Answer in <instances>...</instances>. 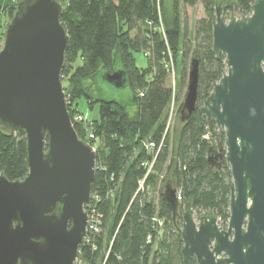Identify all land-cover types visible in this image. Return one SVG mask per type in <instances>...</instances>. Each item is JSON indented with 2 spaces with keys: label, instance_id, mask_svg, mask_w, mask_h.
Returning <instances> with one entry per match:
<instances>
[{
  "label": "water",
  "instance_id": "water-1",
  "mask_svg": "<svg viewBox=\"0 0 264 264\" xmlns=\"http://www.w3.org/2000/svg\"><path fill=\"white\" fill-rule=\"evenodd\" d=\"M234 0H210L212 52L224 73L197 105L199 62L188 69L181 124L198 108L224 133L207 151V164L230 169L229 219L220 226L211 211L194 217L180 210L168 178L158 195L180 234L182 264H264V0L250 14L228 18ZM59 0H22L3 34L0 50V132L24 140L27 174L10 181L0 173V264H74L88 225L96 151L72 125L61 72L69 35ZM92 102L135 107L129 75L114 54L111 72L89 78ZM181 222L176 225L178 215Z\"/></svg>",
  "mask_w": 264,
  "mask_h": 264
},
{
  "label": "trees",
  "instance_id": "trees-1",
  "mask_svg": "<svg viewBox=\"0 0 264 264\" xmlns=\"http://www.w3.org/2000/svg\"><path fill=\"white\" fill-rule=\"evenodd\" d=\"M21 1L0 0V18H12ZM66 1L61 21L69 35V46L61 79L67 78L68 86L63 90L74 130L79 139L95 147L91 196L99 197L101 203H97L96 209L102 215V233L95 240L96 250L82 246L79 257L88 264H182V241L173 226L171 210L159 196L151 199L136 191L138 181L145 175L141 164L151 158L143 144L152 142L154 152L160 147L152 171L164 172L162 183L168 178L173 181L181 194L180 210L190 202L196 212L212 211L223 227L227 225L230 169L225 165L216 170L207 164L208 148L222 142L224 133L204 118L198 108L186 123L178 120L171 143L165 126L171 102L180 101L181 108L193 59L199 62L197 105L207 98L212 84L224 73L223 56L217 58L211 49L214 9L210 0ZM199 1L203 2L206 16L191 27L180 10L182 6L192 8ZM254 1L234 0L223 8V14L247 16ZM179 46L182 64L175 84L173 62ZM117 50L137 97L133 116L126 108L94 103L85 96L92 91V75L101 68L111 72ZM136 53L145 58L146 69L133 65ZM77 60L80 63L75 65ZM79 99L98 105L97 123L86 127L74 120ZM86 128L100 139L99 144L86 139ZM0 173L10 181L22 180L27 174L25 141L2 132ZM152 177L149 174L145 181L148 183ZM155 218L164 221V231L158 238ZM153 236L149 241L148 237Z\"/></svg>",
  "mask_w": 264,
  "mask_h": 264
},
{
  "label": "rangeland",
  "instance_id": "rangeland-1",
  "mask_svg": "<svg viewBox=\"0 0 264 264\" xmlns=\"http://www.w3.org/2000/svg\"><path fill=\"white\" fill-rule=\"evenodd\" d=\"M64 10L67 7V1L66 0H61ZM180 12L182 13V18L183 20H185L189 26H193V24L198 21L199 19H202L206 16L204 7H203V2L199 1L194 7H183L181 8ZM224 16L226 18H228L229 13H224ZM11 18L10 16H6V17H1L0 18V50L2 49V44H3V34L4 31L7 27V25L9 24ZM177 51V57L175 59L174 66H175V84L177 83L178 80V72L180 70L181 64H182V59H181V54H182V48L179 46ZM134 60L133 61V65H136L137 68L139 69H146L147 67V63L145 58L142 56L141 53H136L134 54ZM80 61L77 60V62L75 63V65L79 64ZM189 66V62L187 67ZM62 86L67 87V78L66 77H62ZM174 84V79H173V75L171 73V85L173 86ZM187 84V83H186ZM186 91V87L184 89L185 93ZM183 97H181L182 100ZM179 104L180 101H172L170 106H169V110H168V115H167V119H166V129H168V133H169V141L170 143L173 142V136H174V132L177 130V123H178V112H179ZM76 114H74V119L75 118H79L81 119V122H83L84 125H87V127L91 124L97 123L99 121V107L98 105H89L87 101H85L84 99H79L76 101ZM126 109L129 111L130 115H134V107L128 106L126 107ZM97 143H100V139L97 138ZM98 143V144H99ZM147 143V142H144ZM218 143H212V146H217ZM95 145V144H94ZM144 146V145H143ZM142 166V164H141ZM144 168V167H143ZM146 172V169H144ZM151 174V176H153L150 181H148V183L145 181L144 184V197H150L151 199H156L159 195H158V188L161 185V183L163 182L162 179L164 177V172H156L155 169L149 173ZM180 203V202H179ZM183 205V204H182ZM183 207V206H182ZM205 212V211H204ZM212 212V211H211ZM192 213L194 215V217H196L197 215H199L200 212H196L195 210L192 209ZM202 213V212H201ZM220 226H223L220 221L218 223ZM226 227V226H225ZM107 238V237H106ZM105 241V240H104Z\"/></svg>",
  "mask_w": 264,
  "mask_h": 264
},
{
  "label": "built area",
  "instance_id": "built-area-1",
  "mask_svg": "<svg viewBox=\"0 0 264 264\" xmlns=\"http://www.w3.org/2000/svg\"><path fill=\"white\" fill-rule=\"evenodd\" d=\"M66 99V98H65ZM76 122L81 121L78 117L74 119ZM87 127V125H85ZM86 139L88 141H93L97 142V138L95 137L94 133L90 131V128H86ZM145 151L151 155V158L148 161H145L142 163V167L146 169L144 177L138 181V186H137V192H143L144 190V184L147 176L152 170L156 154L159 150V148L154 152L155 144L152 142H147L143 144ZM93 147V146H92ZM95 149V147H93ZM176 197L178 202H181V194L180 191L177 190ZM97 203H101L99 197L97 196H91L90 197V202L89 204L85 207V212L87 213V218H88V225L86 229V236L83 241V246H90L91 250H96V245H95V240L98 236L101 235L102 233V215L97 211L96 205ZM154 222V231L156 238H158V234L163 232V227H164V221L159 218H155L153 220ZM153 237H148V240L151 241ZM80 255V250H78V257L75 261L74 264H88L83 258L79 257Z\"/></svg>",
  "mask_w": 264,
  "mask_h": 264
},
{
  "label": "flooded vegetation",
  "instance_id": "flooded-vegetation-1",
  "mask_svg": "<svg viewBox=\"0 0 264 264\" xmlns=\"http://www.w3.org/2000/svg\"><path fill=\"white\" fill-rule=\"evenodd\" d=\"M179 218V219H178ZM177 220H176V225H179L181 222V214L178 216Z\"/></svg>",
  "mask_w": 264,
  "mask_h": 264
}]
</instances>
